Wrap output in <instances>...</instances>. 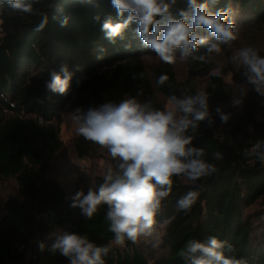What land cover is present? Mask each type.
<instances>
[{
    "label": "trees",
    "instance_id": "1",
    "mask_svg": "<svg viewBox=\"0 0 264 264\" xmlns=\"http://www.w3.org/2000/svg\"><path fill=\"white\" fill-rule=\"evenodd\" d=\"M198 2L208 3L213 14L231 9L237 28L253 23L264 26V0ZM32 3L48 16L41 31H36L41 16L20 14L7 5L0 8V179L17 181L16 193L7 197L0 215V264H68L58 251H50L64 230L85 235L97 246H108L105 264H186L181 255L186 243L191 239L207 242L213 236L227 242L226 257L264 264V163L247 154L257 142H264V95L253 86L241 105L233 103L227 77L249 83L242 66L232 62L233 45L220 44L219 53H208L210 44L218 43L214 38L201 45L197 54H205V61H184L187 75L179 78L174 64L148 63L149 57L157 55L143 45L137 24L114 42L106 38L104 20L109 16L114 22L121 20L110 0ZM186 7L187 0H175L170 10L175 13ZM65 17L68 23L62 26ZM200 32L210 34L207 29ZM255 49L264 57L260 46ZM64 65L72 74L67 94L50 92L45 82ZM162 74L168 80L160 85ZM198 92L208 93L213 123L198 122L186 135L193 137V146L204 149L203 159L219 170L195 182L173 178L172 193L162 201L157 216V226L166 227L167 251L151 260L131 241L122 246L114 242L107 205H101L91 219L85 218L80 208L72 207L75 193L48 174L62 148V114L133 97L164 110L165 100L172 95L183 98ZM217 108L230 114L227 123ZM216 152L221 159H214ZM109 167L117 171L118 161L111 159ZM105 176L92 178V190L98 191ZM193 190L198 192L195 204L188 211L178 210L177 201ZM255 205L263 209L251 212ZM54 228H62L63 233L51 234ZM40 242L45 244L43 251Z\"/></svg>",
    "mask_w": 264,
    "mask_h": 264
},
{
    "label": "clouds",
    "instance_id": "2",
    "mask_svg": "<svg viewBox=\"0 0 264 264\" xmlns=\"http://www.w3.org/2000/svg\"><path fill=\"white\" fill-rule=\"evenodd\" d=\"M110 3L121 20L114 22L111 16L104 20L102 31L106 38L114 42L135 23L143 45L167 64L189 58L205 61V54H197L201 45L209 44L214 38L218 43L210 44L208 53H219L220 44L230 45L238 38L239 29L231 19L233 11L220 10L213 14L206 2L187 0V7L175 13L170 10L175 0H110ZM5 5L20 14L41 16L36 31L48 24L47 14L38 12L32 0H0V8ZM67 23L68 17L61 20L62 26ZM200 29H207L210 34L203 35ZM231 59L242 66L248 81L264 95V57L256 49L244 47ZM71 79L72 74L64 65L60 73H51L45 86L50 92L65 95ZM167 80V75L162 74L157 83L163 85ZM208 101V93L198 92L183 98L172 95L164 110L134 97L118 103L109 101L86 112L76 109L70 114L76 134L106 149L118 161V170L108 168L98 191L90 188L87 194L83 190L75 193L72 207L80 208L85 218L91 219L101 205H107L106 219L117 245H124L126 240L137 243L141 238L153 236L162 201L172 193L173 178L184 177L195 182L219 170L203 159L204 149L193 146V137L186 135L189 128L198 127V122L207 119L210 125L213 123ZM234 104L240 105L242 100L237 99ZM217 112L222 122L227 123L230 114L219 108ZM247 154L264 163V142H257ZM221 158V153H214V159ZM197 198V191L187 192L177 201V209L190 210ZM226 244L214 236L207 242L191 239L181 255L186 264H245L243 260L225 256ZM39 248L43 251L45 244L40 242ZM50 251H58L68 264H105L103 257L110 249L97 246L85 235L64 232Z\"/></svg>",
    "mask_w": 264,
    "mask_h": 264
},
{
    "label": "rangeland",
    "instance_id": "3",
    "mask_svg": "<svg viewBox=\"0 0 264 264\" xmlns=\"http://www.w3.org/2000/svg\"><path fill=\"white\" fill-rule=\"evenodd\" d=\"M253 24H248L247 27H238V38L231 43L234 53L244 47H252L255 49L257 46H260L264 50V26L259 23L256 25ZM219 60H222V57ZM158 61H161L158 56L148 58L149 64ZM224 62L221 61V63ZM174 68L179 78L187 75V67L184 61L177 59L174 63ZM227 80L231 84L233 103L237 99L243 102L247 90L254 86L250 82H234L231 75L227 77ZM163 100L165 99L163 98ZM168 103L169 101L165 100V108L168 106ZM70 114L71 112H64L62 114L63 117L59 134L62 140V148L56 153L51 163L50 173L48 174L52 177H57L73 193L83 190L87 194L88 190L93 188L92 178L97 174H107L109 162L112 158L106 149L76 134L70 119ZM82 145L84 146L80 148ZM69 171H71V177L68 173ZM74 175H78L80 178L77 179ZM16 190L17 181L14 177L0 179V215L3 212L5 200L10 194L16 193ZM261 209L263 207L255 205L250 211L258 212ZM50 233L60 234L63 231L62 228H54ZM165 234V224H159L153 236L141 238L135 244L145 251L147 256L152 260V257L161 256L167 251L164 242Z\"/></svg>",
    "mask_w": 264,
    "mask_h": 264
}]
</instances>
